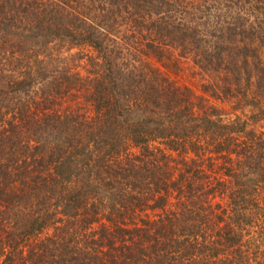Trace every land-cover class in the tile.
I'll list each match as a JSON object with an SVG mask.
<instances>
[{
    "label": "trees",
    "instance_id": "16d2710c",
    "mask_svg": "<svg viewBox=\"0 0 264 264\" xmlns=\"http://www.w3.org/2000/svg\"><path fill=\"white\" fill-rule=\"evenodd\" d=\"M97 1L125 9L155 58L194 51L230 67L236 88L256 75L264 94V64L234 42L252 37L244 23L211 49L197 24L176 23L171 0ZM83 24L64 4L0 0V35L19 33L14 67L0 71V264H264V134L223 123L160 70L106 58L90 79L95 128H77L52 107L62 86L39 53L56 39L101 52L100 31Z\"/></svg>",
    "mask_w": 264,
    "mask_h": 264
},
{
    "label": "rangeland",
    "instance_id": "374dc122",
    "mask_svg": "<svg viewBox=\"0 0 264 264\" xmlns=\"http://www.w3.org/2000/svg\"><path fill=\"white\" fill-rule=\"evenodd\" d=\"M38 1L64 4L68 11L76 12L84 26L87 23L100 31L98 38L103 42L101 52L84 43L74 44L69 40L56 39L39 53V60L44 62L41 64L51 71L50 79L52 75L55 76V83L58 82L62 86L60 87L62 95L54 98L52 107L68 113L73 111L78 120L77 128L80 129L82 126L90 131L95 128L94 122H85L86 119L95 116L90 98V79L93 77L94 69H100L102 60L106 58V61L109 60L112 65L125 72L134 70V67L146 73H149L150 69L160 70L162 76H165L175 88L181 91L186 88L194 96L203 98L205 105L214 108L219 115L217 117H220L223 123L245 124L246 131L257 135L264 134V94L256 88V75H253L248 83L247 75L243 76L241 86L236 88L230 67L213 69L200 63L199 54L196 55L194 51L183 52L181 48L173 46L166 48L162 59L155 58L145 49L148 38L153 37L146 33L144 28L141 31L137 30L134 20L123 8L121 12L114 11V14H111L110 7L97 0H80L78 3H73V0ZM171 1L180 11L182 10V15L175 14L176 23L184 18L187 24H197L206 41L204 45L211 49L216 42L222 40L221 38H224L226 43L232 42L225 32L227 26L244 23L245 28L251 31L252 37L244 34L237 37L234 42H238L239 46L252 47L256 52V59H260L264 64V0ZM67 2L69 5H66ZM152 18H148L149 22ZM67 24L70 27L74 26L71 20H67ZM77 24L78 22L75 26ZM16 32L14 30L13 36L4 38L0 35V71L10 73L14 67V63L10 66L8 59H12L13 62L16 56H12L11 52L16 48L15 45V49L9 47L11 46L9 39L14 38L17 40L14 42L18 44L19 33ZM20 32L25 34L28 31L25 29ZM234 54L232 53L233 56ZM22 68L15 74H19ZM227 89H230L231 93H227ZM93 144L90 143V146L94 147ZM46 233L51 235L52 229ZM44 235L41 238H44Z\"/></svg>",
    "mask_w": 264,
    "mask_h": 264
}]
</instances>
